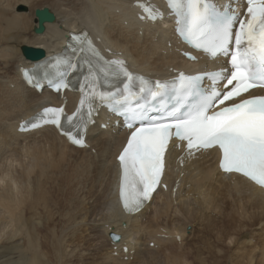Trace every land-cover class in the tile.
I'll use <instances>...</instances> for the list:
<instances>
[{
  "label": "bare ground",
  "instance_id": "1",
  "mask_svg": "<svg viewBox=\"0 0 264 264\" xmlns=\"http://www.w3.org/2000/svg\"><path fill=\"white\" fill-rule=\"evenodd\" d=\"M71 1L75 3L72 6ZM135 1H150L163 12V19L156 22L140 19L138 14L143 9L134 5ZM215 1L222 4L226 0ZM18 4L27 11H18ZM65 4L70 9L60 8L57 12L56 8ZM44 8L54 13L55 21L45 24L43 34H36L35 11ZM174 22L160 0H0V59L4 60L0 62V264H188L186 256L178 258L183 245L191 255V264H208V258L210 264H264V189L244 177L222 174L216 153L209 152L191 162L173 148L164 180L168 189L159 190L144 211L132 216L122 210L118 200L116 156L126 133L104 110L99 112L96 124L87 134L89 150L69 145L51 127L19 131L20 124L42 108L58 106L65 99L71 112L79 98L76 92L67 91L62 98L32 88L23 79L21 69H30L36 62L23 56L24 46L42 49L49 57L63 50L70 33L86 31L103 53L124 60L136 73L157 79L168 78L173 70L192 74L201 67L181 56L184 47L176 37ZM169 42H173L171 50L167 47ZM202 61L208 65L222 62L221 59L208 62L205 58ZM5 77L9 79H2ZM102 124L106 128H101ZM92 149L96 155L89 152ZM72 152L84 156L74 160ZM25 157L29 158L28 162ZM180 157H184L183 163ZM51 171L57 172L51 174ZM86 182L93 196L89 199L93 201L89 209L79 205L83 203V195L76 193L80 190L76 187L85 188ZM52 186L55 191L50 195L47 192L52 191ZM192 205L200 210L201 219L188 220L187 216L193 218ZM36 208L44 210V215L33 214ZM84 212L94 219L102 214L96 221L98 226L88 227L89 214L85 219ZM148 214L151 217L144 223ZM209 214L224 218L223 223L204 218ZM57 215L75 226L70 231L73 234L80 233L81 228L89 233L84 242L91 253L69 256L66 239H71L69 244L74 248L79 243L75 245L76 238L68 234V226L58 230L63 225L61 221L58 229L56 223L50 229L49 224ZM173 217L185 221L172 222ZM244 221L246 225H242ZM193 222L201 226L205 235L186 240L185 228ZM44 224L51 231L49 235L45 231L47 235L43 238L39 230H45ZM236 225L240 229L236 230ZM112 234L121 236V240L113 243ZM210 235H215L214 243L218 245L229 242V249L225 253L219 250L208 240ZM153 242L156 248L151 249ZM191 242L207 251L190 248Z\"/></svg>",
  "mask_w": 264,
  "mask_h": 264
},
{
  "label": "snow or ice",
  "instance_id": "2",
  "mask_svg": "<svg viewBox=\"0 0 264 264\" xmlns=\"http://www.w3.org/2000/svg\"><path fill=\"white\" fill-rule=\"evenodd\" d=\"M233 2L221 7L215 0H166L186 45L213 61L227 58L217 69L196 75L180 72L170 81L137 76L124 60L106 59L86 33L73 35V58L56 57L63 74L51 83L57 91L67 89L68 74L80 72L79 106L72 115L63 107H46L28 123L32 128L53 125L70 142L84 146L82 133L100 105L123 115L131 132L117 157L118 195L128 215L152 199L177 146L189 158L215 149L221 171L264 189V95L254 93L264 89V0H246L243 16ZM137 7L145 13L141 19L163 16L155 6ZM24 75L31 83L29 73ZM110 239L119 242L121 237Z\"/></svg>",
  "mask_w": 264,
  "mask_h": 264
},
{
  "label": "rangeland",
  "instance_id": "3",
  "mask_svg": "<svg viewBox=\"0 0 264 264\" xmlns=\"http://www.w3.org/2000/svg\"><path fill=\"white\" fill-rule=\"evenodd\" d=\"M2 1H4V0H2ZM40 1H44V0H40ZM50 1V0H49ZM55 1H57V0H55ZM63 1V0H62ZM72 2V1H71ZM51 3H54V2H51ZM46 4V3H45ZM75 3H71V6L72 5H74ZM6 5V4H5ZM60 8H65V9H67V10H69L70 9V6H68V5H66L65 4V6H59V7H57L56 8V10H57V12H59V9ZM16 9L18 10V11H27V9L24 7V6H22V5H17L16 6ZM51 13H53L52 11H50ZM167 47H168V50L170 49H172V47H174L173 46V42H169L168 44H167ZM22 51V50H21ZM20 60V59H19ZM0 62L1 63H3L4 62V60L2 59V61H1V59H0ZM12 71H13V74L15 75V69H14V66L12 67ZM2 72V71H1ZM12 75V74H11ZM1 77H4L3 75H1ZM2 79H7L6 77L5 78H2ZM9 79V78H8ZM7 79V80H8ZM109 123H107V125H108ZM107 125H105V126H107ZM102 127V126H101ZM103 129L105 128V127H102ZM39 139H40V137H39ZM29 141V140H28ZM87 150H89V147H87L86 148ZM11 151V150H10ZM90 153H92V155H96L97 153H96V151L94 150V149H92L91 151H89ZM9 155V154H8ZM71 155H72V159H79V160H81L82 158H83V156H84V154H82V156L80 155L79 156V154H77V153H75V152H72L71 153ZM50 160H51V158H49ZM74 159V160H75ZM25 160L28 162L29 161V158L28 157H25ZM16 162H18V161H16ZM54 162H55V159H54ZM19 163V162H18ZM55 172H57V171H51L50 173L52 174V173H55ZM60 176V175H59ZM94 181V180H93ZM86 186H85V188L83 187V185H79V186H77L76 187V190L78 191L79 189V191L78 192H76V193H78V195L81 197V195H83L82 197H81V200L83 201V203L82 204H79V205H81V206H85L86 205V207H88L87 209H89L90 208V206H92V203H93V201L92 200H89L90 198L92 199L93 198V196H90V194L92 195V190L91 189H87V187H88V183L86 182V184H85ZM54 189H53V188ZM51 187V190L52 191H49V192H52V193H49V192H47L48 194H50V195H52L53 193H54V191H55V186H52ZM81 187V188H80ZM90 188V187H89ZM83 189H85V190H83ZM66 191H67V188L65 189ZM88 190H89V192H88ZM80 191H82V192H80ZM91 192V193H90ZM85 195H84V194ZM88 194V195H87ZM86 197V198H85ZM83 198H85L84 200H83ZM65 200V199H64ZM65 202L66 201H64L63 202V204H65ZM89 203V204H88ZM86 207H85V209H86ZM192 212H193V218H190V216H187V218H188V220H190V221H193L194 219H201V216H200V210L199 209H196V208H194V206L192 205ZM1 209V208H0ZM40 211H38V210ZM60 209H61V207H60ZM63 209V208H62ZM84 209V210H85ZM180 209V208H179ZM58 209H56L55 210V212L57 211ZM109 210V209H108ZM1 211V210H0ZM44 211V210H43ZM42 211V209L41 208H36V210H34L33 211V214H37V215H39L38 213H41L40 215L41 216H43L44 215V212ZM54 212V211H53ZM54 212V213H55ZM152 212H153V210H152ZM199 212V213H198ZM25 213H27L28 214V210H25ZM45 213H46V211H45ZM88 214H89V212L87 213V212H84V218L85 219H87L88 218ZM103 214L104 215H106L107 214V211L105 210L104 212H103ZM197 215V216H196ZM199 215V216H198ZM45 216H46V214H45ZM102 216V214H100L99 216H97L95 219H94V217H93V215H92V217H91V214H89V218L87 219V220H90V222L88 223V227H91V226H98V222H96V221H98L99 220V218ZM148 216L149 217H144V223H145V221H149V219H150V217H151V215L150 214H148ZM210 217L214 222H216V223H218V222H222L223 223V219L224 218H220V216L219 217H216V215H211V214H209V215H205L204 216V218L205 217ZM87 217V218H86ZM6 218H8V217H5V219ZM59 218V219H58ZM60 221L62 222V224L63 225H61V227H60V229H58L59 228V223H60ZM66 220L65 219H63V218H61V217H58V215L55 217V219H54V221H52V222H50V224H49V227H50V229H52L53 227H54V223H56V228L58 229V230H64L63 228L64 227H67V231H68V234L70 235V234H73L72 232H70V231H72L73 230V228L75 227L74 225H71V224H69L67 221H66V223H67V225H66V223H64ZM171 221L172 222H177V223H179V224H182V223H184V221L185 220H183L181 217H173V218H171ZM94 223V224H93ZM168 223H171L170 221L168 222ZM243 224L242 225H246V221H244V222H242ZM65 224V225H64ZM52 225H53V227H52ZM69 226H70V228H69ZM72 226V227H71ZM74 226V227H73ZM237 227L235 228L236 230L237 229H240V227H239V225H236ZM43 227H45V230L43 229V230H39L40 231V234L43 236V238L48 234H50V229H47V226L44 224V226ZM63 227V228H62ZM201 226H199V224L197 223V222H193V223H190L189 225H187L186 226V228H185V231H186V240H188V239H190V237L191 236H194V235H196V237H194L195 239L197 238V236H199L200 238H201V236L200 235H202V236H204L205 235V233H203V230L200 228ZM76 230H78L77 228H75ZM82 229V228H81ZM81 229H79L80 230V233H78V232H76L75 234H73V236L76 238L75 239V245H77L78 243H79V246H76L75 248H74V246H72V245H70L69 244V242L71 241V239H66V242H65V248H66V251L69 253L70 251V253L69 254H71V255H69L70 257L71 256H86V255H88L89 253H91V249H88V245L86 244V242H84L85 240L84 239H87V238H89V237H87V236H89V233L88 232H86L85 233V230L83 229V230H81ZM48 230V231H47ZM47 232V234H46V232ZM254 231H257V230H254ZM44 232V233H43ZM202 234H201V233ZM257 232H254L253 234L254 235H257L256 234ZM78 237V238H77ZM80 237V238H79ZM83 237H85V238H83ZM87 237V238H86ZM158 237H161L160 235H158ZM214 237H215V235H210V238L208 239L210 242H212V243H214ZM163 238V237H162ZM168 238V237H167ZM80 239H81V241H80ZM177 240H180L179 238H177ZM77 241V242H76ZM182 242V241H181ZM177 243L179 244H177L178 245V247L181 245L180 244V241H177ZM228 243L229 242H227V243H224L222 246L221 245H218L217 243H214L213 245H215V246H218V249L219 250H221V251H223L224 253L229 249V246L230 245H228ZM22 244H23V241H22ZM86 244V245H85ZM226 244V245H225ZM212 245V246H213ZM232 245H235L234 243L232 244ZM211 246V247H212ZM156 248V244L153 242V243H151L150 244V248L151 249H153V248ZM181 247V246H180ZM76 248H77V250H76ZM190 248H192V249H199V251L200 252H202V251H207L205 248L204 249H202L201 247H200V244H198V245H195V244H192V242H191V247ZM115 249H117L116 247H115ZM74 250V251H73ZM202 250V251H201ZM181 251L183 252L182 254H181V252L179 253V257L178 258H182V257H184L185 258V256H186V261H187V263L188 264H191V259H190V257H191V255H189V254H187L186 253V251H185V245H183L182 246V248H181ZM72 252H75V254L73 255V253ZM77 252H78V254H77ZM243 252H245V251H243ZM81 253V254H80ZM185 253H186V255H185ZM117 254V253H116ZM181 254V255H180ZM207 256V252L206 253H204L203 254V259H205L206 258V256ZM85 258H87V259H89L88 257H85ZM128 257L127 256H125V260L127 259ZM161 260H164V258H160V261ZM208 260V264H210L211 263V260L208 258L207 259ZM84 263H87V261L86 260H84Z\"/></svg>",
  "mask_w": 264,
  "mask_h": 264
},
{
  "label": "water",
  "instance_id": "4",
  "mask_svg": "<svg viewBox=\"0 0 264 264\" xmlns=\"http://www.w3.org/2000/svg\"><path fill=\"white\" fill-rule=\"evenodd\" d=\"M37 17L38 26L35 29L36 34H43L45 32V23H53L55 16L47 8L37 9L35 11ZM23 56L30 61H40L45 57V53L42 49H34L31 47L24 46L22 48Z\"/></svg>",
  "mask_w": 264,
  "mask_h": 264
}]
</instances>
